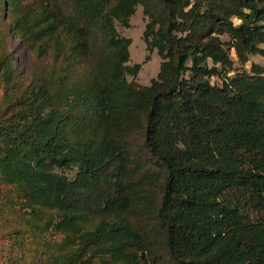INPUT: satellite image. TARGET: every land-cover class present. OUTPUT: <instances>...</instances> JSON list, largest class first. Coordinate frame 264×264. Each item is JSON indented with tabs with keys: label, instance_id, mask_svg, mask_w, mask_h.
I'll use <instances>...</instances> for the list:
<instances>
[{
	"label": "trees",
	"instance_id": "16d2710c",
	"mask_svg": "<svg viewBox=\"0 0 264 264\" xmlns=\"http://www.w3.org/2000/svg\"><path fill=\"white\" fill-rule=\"evenodd\" d=\"M138 4L163 59L150 85L128 80L142 65L117 30ZM11 36L37 61L29 79ZM257 54L264 0H0L18 88L0 111L1 209L21 245L44 264H264Z\"/></svg>",
	"mask_w": 264,
	"mask_h": 264
},
{
	"label": "rangeland",
	"instance_id": "374dc122",
	"mask_svg": "<svg viewBox=\"0 0 264 264\" xmlns=\"http://www.w3.org/2000/svg\"><path fill=\"white\" fill-rule=\"evenodd\" d=\"M236 24L241 21L234 19ZM149 22V18L144 13L142 4H138L135 13L130 18V25L124 26L118 21L117 30L120 36L127 37L132 40L130 45V60L129 65L141 64L142 68L137 76L131 74L127 75L129 81H136L141 85H150L152 80L156 79L161 68L162 56L158 49L149 50L147 42L144 39V33ZM222 40L229 42L230 38L224 34L221 36ZM10 50L17 58V67L22 73L23 77L29 79L31 71L34 69L36 59L24 51L22 44L18 38L10 37ZM232 56L237 61V55L234 49L231 51ZM252 63H259L264 66V57L262 55H250V61L246 64V68L250 69ZM236 65L240 67L239 63ZM242 70L241 68L239 71ZM3 67L0 69V111L4 113L5 107L18 96V88L13 85L12 81L6 82ZM235 72H231L234 74ZM212 82L221 84V79L213 77ZM56 171L67 175L69 178H74L78 167L72 165L67 168H56ZM0 264H44V258L37 256L34 258L24 245L20 243V237L17 236V231L20 230L16 220L1 209L3 200V193L6 192V187L0 186ZM16 221V222H15Z\"/></svg>",
	"mask_w": 264,
	"mask_h": 264
}]
</instances>
